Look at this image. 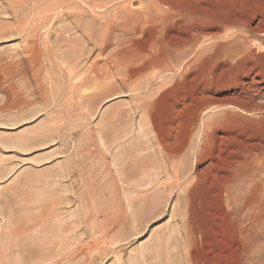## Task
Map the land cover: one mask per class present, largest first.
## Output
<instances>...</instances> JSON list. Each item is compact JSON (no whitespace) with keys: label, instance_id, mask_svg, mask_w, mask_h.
<instances>
[{"label":"rangeland","instance_id":"obj_1","mask_svg":"<svg viewBox=\"0 0 264 264\" xmlns=\"http://www.w3.org/2000/svg\"><path fill=\"white\" fill-rule=\"evenodd\" d=\"M127 1L25 0L15 11L0 0V264H237L244 239L236 219L249 225L251 264H264V156L252 155L242 168L246 180L233 183V200L220 203L214 189L227 159L210 164L193 154L196 133L218 110L233 114L220 142L233 151L225 157L264 149V90L243 66L234 71L220 61L217 78L198 81L209 87L197 99L213 97L220 105L201 111L199 131L184 144L193 106L177 100L196 82L165 77L137 92L151 73L122 72L129 83L111 78L106 94L99 96L101 80L87 99L72 92L67 66L81 43L64 28L84 23L96 38ZM92 42L85 45L87 60L98 52ZM257 45L264 52V40ZM226 77L237 82L227 84ZM193 227L204 235L191 246L185 233Z\"/></svg>","mask_w":264,"mask_h":264},{"label":"bare ground","instance_id":"obj_2","mask_svg":"<svg viewBox=\"0 0 264 264\" xmlns=\"http://www.w3.org/2000/svg\"><path fill=\"white\" fill-rule=\"evenodd\" d=\"M24 1L25 0H5L7 5L12 10L21 8L24 4ZM111 1H113L112 3H114V1L116 0H82V2L84 3H90V5L93 4L95 6H102L108 4V2ZM5 7L7 8V6ZM81 8L77 7L75 10L79 11L78 14L80 17L84 15V10L83 8ZM6 10L7 9H5V11ZM62 14L65 13L62 12ZM75 16H72V20L73 17L75 18ZM64 24H62V26ZM72 24V26H69L64 29L72 30L73 33L75 32L76 35L72 36L70 39L76 42H80L81 46H79V51L75 54L74 61L71 62L72 59H70L71 63L67 66V70L69 73L68 80H72V92L79 91L77 95L80 99H87L89 97L88 90L89 88L91 89V84H99L98 82L100 80L104 82L103 86L105 85V88L102 87V89H99V96L108 92L111 84L113 83V81L110 80L111 78L112 80L114 78H118L121 81L128 82L126 78L122 77V72L129 73L128 77L137 73H151L152 79L150 81L144 82V85L137 86V92L138 90L140 91L141 88L145 87V85H147L149 82L157 81L159 79L161 80L165 77L174 80L182 79L183 81L190 83V85L193 82L197 83L196 87H193L195 85V83H193L194 85H192V87H189L185 91V93L182 95V98L179 97V100H177L179 104H185L186 102H188L187 104L189 105L190 102V106H193L192 115L191 117L189 116L190 118L188 124L186 126V129H184V132L186 131L184 133L186 134V136L184 135L185 138L183 139V144L184 142H187L190 136L192 137L193 135H195L198 128H200L197 127V125L198 121L200 120L201 111L211 105H213L214 107L220 105L218 104L217 100L213 99V97H210L209 94V96L207 97L210 98L205 102H202L197 99V97L199 98V93H201L203 96V93L209 87H205L207 85L202 86L203 84L199 82L203 81L205 83V81L211 80L213 79V77L215 78L218 72L217 66L220 61H226L224 63L228 62L227 65L229 64V67L232 69L236 67L237 69H241L238 67L243 66L244 70L240 71H244V74L250 75L252 82H259L260 84L258 85V88L260 87L261 90H264V52H261L260 49H258L257 47L259 46L257 44H260L261 41L264 40V0H128L124 4H121L119 8H114L111 16L103 22L99 34L96 38L92 37V32H88V28L86 29L83 25L84 23L81 24L80 22L74 21L72 22ZM2 30L3 29L0 27V33H2ZM59 30H61V27L59 28ZM59 30L57 29V32ZM54 33H56V31ZM228 35H230V38L228 37ZM223 36H227V39H229V41H225V39L220 38ZM90 41H93L96 44L98 52L91 60H87V57L85 56H88L90 52L88 53L89 47L87 48L85 47V45L88 44ZM112 45L116 46L117 50H115L114 53H105V51ZM126 49L128 50L126 51ZM66 65L67 63L64 67H66ZM232 69H229L228 71L230 72V70L232 71ZM235 70L236 69H234V71ZM231 73L229 74L231 75ZM235 73H237V71ZM232 74H234V72ZM133 79L135 78L133 77ZM232 80L233 83L237 82L235 78L229 81L226 77L225 83H227V81L230 83L232 82ZM132 82H130V84ZM209 84L210 82L208 83V85ZM244 84L246 85L245 81ZM99 86L98 88H100ZM245 89L246 87L244 88V90ZM239 92L240 94L244 93L243 89H240ZM234 104L241 106L237 102H235ZM135 106L137 107L138 105L135 104ZM227 113V111H220L219 113L218 110V112L212 114L213 116L209 118L206 122H204V124H202L203 132L199 135L197 134L199 132L196 133V137L198 136V139L196 138L197 141L194 143L193 147V154L198 161L205 160L210 164H215L217 161L222 159V156L223 158L227 159V165L223 166V168H220L222 169V173L221 175H219L220 177L218 176L220 180H217L216 188L214 189L215 196L220 203L224 198L228 202H230V200H233V183L236 182V179H239V177H241V180L243 181L246 180V176H244L246 175V171H243L242 168L244 166L248 167L247 163L252 157V155H256L259 157L260 155L264 156V149H255L256 151L253 152L246 148L247 150L242 149V151H240L239 153L237 152L238 154L236 153L234 157L230 156L231 158H228L230 154L229 152L232 151V149H229L230 146H223L224 144H221L222 146H220V142L226 137V123L231 122L230 120L233 117V114L231 116L229 115V113L227 115ZM120 115L122 116V114ZM140 128L142 129V126ZM129 129L124 128L125 133H123L128 134ZM131 129L130 132L133 131V128ZM219 130L220 133L217 132ZM156 131H158V129ZM159 132L160 131H158V133ZM139 133L140 132H138V134ZM229 136L230 135H228V137ZM234 138L236 139L237 137ZM159 143L160 147H162L163 149L165 147V142L160 140ZM181 147L183 148V146H180V149H182ZM177 152L180 151H176V153ZM227 153L229 154L227 157H225ZM226 159L222 160L225 161ZM234 223L236 224L238 229L242 231V237L244 239V241L242 242V246H240L236 262L237 264H251L253 261L254 254L252 253L248 242L245 241V229L246 227H249V225L247 224V221H245V219H236ZM185 234L187 235V243L192 246L194 243L197 242V240H201V237L204 235V232L197 227H193L191 229H188L187 233ZM181 238L182 237H180V240L182 241ZM211 263L213 264L215 262Z\"/></svg>","mask_w":264,"mask_h":264}]
</instances>
